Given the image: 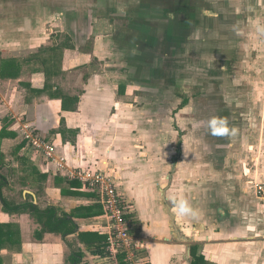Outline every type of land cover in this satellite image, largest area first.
<instances>
[{
    "label": "crops",
    "instance_id": "0c3cea01",
    "mask_svg": "<svg viewBox=\"0 0 264 264\" xmlns=\"http://www.w3.org/2000/svg\"><path fill=\"white\" fill-rule=\"evenodd\" d=\"M3 1L0 0V5L2 11H6L0 13V22L12 25L13 11H8L10 0L2 3L6 6H2ZM47 1L38 0L36 5L38 8L34 13H38L39 17L36 19L29 17V20L26 17L27 24L19 25L18 31L28 34L27 42L21 44L13 42L15 48L12 49L9 47L13 45L0 41V67L3 61H14L13 71L5 72L6 75L0 72V102L4 107V111L0 109V132L4 133L2 137L0 136V174L5 178V185L2 188L11 186L15 173L33 178L37 183L41 182L42 187H39L47 193L49 200L46 202L44 200V205L41 206L37 200V197L39 200L41 198L38 191L23 189L21 192L23 203L32 202L41 210L54 207L57 216L61 212L69 213L76 206L92 201L61 195L59 187L55 185L57 173L54 163L46 161L33 151L18 130L20 124H23L20 121L26 120L24 122H29L37 129L38 134L54 143L56 154L65 158L66 165L98 170L109 168L112 171L118 192L127 201L131 231L144 241L146 246L144 252L149 264H263L264 193H259L256 185L252 183L257 174L258 176L261 174L257 172L259 168L250 161V158L249 162L244 160L240 149L235 151L236 155L238 154L236 159L228 160L227 156L221 158L218 165L215 163L214 171L208 172L202 167L204 174L202 172L197 174L198 167L185 168L180 165L178 169L181 168L187 179L190 177L193 182L185 179L176 182L174 172L168 174L167 184L162 182L163 178L156 179L151 175L152 171L156 172L154 168L156 166L153 161L148 162V158L155 155H151L147 149V152L144 150L143 142L150 141L152 145L154 144L156 136L151 133L153 131L156 133L153 128L155 122L152 119H145L140 108L146 107L150 112L157 111V103L140 106L138 100L143 98L144 77H148L147 80L154 79V71L173 72L175 64L160 65L162 60L167 62V59L170 62L169 56L153 52L158 47H162V51L165 50V46L174 47L173 39L166 37L164 31L162 34L151 25L149 26L151 35L148 38L149 42H152L150 45H153L151 52L144 53L141 47L135 44L136 50L125 55L123 51L126 49L122 47L121 54L113 46L115 43L112 41L116 37L111 25H106L104 31L100 26L106 23L107 18L101 19L100 22L95 20V23L99 24L97 27H93L92 24L91 27L89 21V23L75 21L74 15L77 11L69 7L70 2L56 0V3L61 5L66 1V5L57 10L61 9L65 14L61 24L68 34L64 38L66 42H55V31L51 27L50 42H46L48 31L44 23L46 13L52 10H47ZM33 2L30 0L31 5ZM135 4L136 1L127 0L126 4H122L121 7L113 5L115 8L112 9L111 7L105 9V5H101L98 11L104 9L105 16L113 19L115 24L117 19L114 16L127 13V16L132 17L133 26L137 25L133 18L136 12L138 13ZM9 24L0 25V38L5 34L4 30L8 34ZM140 26L144 35L147 29L143 30L142 24ZM187 27L189 26H185ZM140 36L137 34L129 42H140ZM188 37L189 35H184L185 39L179 46L195 40L187 39ZM206 43H214L213 50L224 45L223 42ZM49 45V50L55 55L67 50L72 55L62 59L59 64L54 53L47 54ZM229 46L233 49V45L229 43L227 47ZM34 52H38V56ZM205 52L203 49L201 54ZM231 52L236 53V56L231 55V60L226 64L240 61L237 52ZM16 54H24V58L20 60ZM36 58L40 65L31 70L30 65ZM188 59L184 63L185 66L190 63V57ZM19 61H22L24 68L27 66L29 78L39 75L40 78L49 79V82L32 88L31 86L35 84L26 80L27 82L23 84L30 89L26 90L24 86L19 88L18 83L22 79L20 75L22 66ZM222 62L221 56H217V63ZM63 63H67L68 66L64 68ZM69 77L73 79L68 83L66 80ZM127 79L131 80L130 83L126 82ZM74 98L75 102L72 101ZM63 99L65 109L62 108ZM186 104L187 100L183 99L180 107L184 108ZM235 107L239 110L253 111L259 106L255 98L250 97L249 102L235 103ZM262 109L264 110V102ZM224 119L223 116L217 117L219 127L223 125ZM248 121L239 116L234 118L232 115L227 124L228 128L223 126L220 134L232 140L235 134L242 135L246 129L247 133L253 134L254 129L250 132ZM229 139L227 140L230 141ZM227 152L230 153L228 149ZM176 157L173 156L171 160L172 167L177 166L180 161ZM146 161L147 163H144ZM11 162L13 164H10ZM232 163H235L233 168L230 166ZM22 182L26 183L24 180ZM45 185L47 187H44ZM0 195L8 203L11 201L2 189ZM1 196L0 223L12 224L20 231L19 245H7L0 250V258L4 259L2 264H124L121 256H118L115 263L108 257L105 249V255L99 253L95 236L87 234L80 238L82 233L96 232L102 237L101 242L106 244L107 235L103 228L101 229L106 224L104 215L87 219L74 218L77 229L73 233L66 235L41 233L39 221L30 216V212L5 210ZM96 198L98 200L97 196ZM9 206L13 205L9 203ZM23 212H27L25 221L29 224H26V227L15 219ZM36 231L40 232V235ZM74 254L78 255L76 262L72 260L75 258H72ZM260 259L263 263H259Z\"/></svg>",
    "mask_w": 264,
    "mask_h": 264
},
{
    "label": "rangeland",
    "instance_id": "374dc122",
    "mask_svg": "<svg viewBox=\"0 0 264 264\" xmlns=\"http://www.w3.org/2000/svg\"><path fill=\"white\" fill-rule=\"evenodd\" d=\"M5 1L1 2V4ZM31 1H34L32 5L30 4V0H10L8 11H13L11 16L12 25L3 22H0V25L7 26L6 24H9V30L13 31L8 30V34H6L7 31L4 30L5 34L0 38L1 42H7L9 45H13V42L15 44L27 42L28 37L26 38V36L28 34H23L18 29L20 28V24H27V18L29 20V17H34L35 19L39 17L38 13H34L35 9L38 8L36 6L38 0ZM66 1L70 2L69 7L71 9L77 11L74 15L75 21L90 22L91 27L92 24H94L93 27H97L101 19L107 18L106 23L100 26L102 27V31H104L106 25H111V30L114 31V37H116L113 38L114 41L112 42L113 44L115 43L113 46L121 54V48L125 47L126 50L123 51V54L129 55L131 51L136 50L135 44L137 47H141L140 49L144 53L151 52L153 45L151 46L152 42L148 40L151 35V29L149 28L151 25L160 30L161 33L164 31L166 37L174 41V47L165 46L164 51L161 50L162 47L153 50V52L159 55L163 53L169 56L170 62L167 59V62L162 60L160 65L175 64L173 72L167 70L165 73L168 75H165L163 71H154V79L147 80L146 78L148 77H144V80H142L143 98L138 100L140 106H144L145 104H150L148 106H151L157 103V111L150 112L146 107L140 108L145 119H152L155 122L153 128L156 133L154 131L151 133L156 136L154 144L152 145L150 141L143 142L144 150L146 151L147 149L151 152V155H155L153 158H148V162L153 161L156 166L154 167L156 168V172H151L153 178H163L162 182L167 184L166 178L168 174L174 172L176 182L182 179L193 182L190 177L187 179V175L181 168H178L182 165L185 168L195 166L198 167L197 174L199 172L204 174L202 167L206 168L208 172L214 171L215 163L218 165L221 158L224 159L227 156L228 160L229 158L236 159L238 155H236V152L240 149L244 160L249 162L250 158V161L255 166H258L257 172L262 175L258 176L257 174L256 179L252 183L254 185L260 184L264 189V181H262L264 177V138L261 137H264V110L262 109V103L264 102V0H134V2L136 1L135 5H137L138 13L136 12V16H133L137 21V25L133 24V26H131L133 23L132 17L127 16V13L124 14L125 16L123 14L114 16L117 19V23L115 24L113 19L105 16L106 12H104V9L98 11L101 5H105V9L108 7L112 9L113 5L121 7L122 4H126L127 0ZM65 2H62L61 5L56 3V0L47 1V10H52L50 13H46V23H44L45 26L47 25L48 31L46 42H50L51 35L49 34V30L51 27L55 31V42H66L64 38L68 33L64 27L62 28L61 24L62 18H65V14L61 9L57 10L61 6L66 5ZM2 6H6V4H2ZM5 11H2L0 5V13ZM95 20L98 22L95 23ZM18 21L21 23H18ZM141 24L143 30L147 29L146 31H148H144V35H142V31L140 30ZM185 26H191V29L189 30V27H187V30ZM99 30L101 31L100 28ZM16 32L20 33L16 34ZM137 34L141 35V41L129 42ZM184 35H189L187 39L195 40L179 46V43L185 39L183 38ZM31 38L32 36H30ZM196 40L198 42H195ZM33 41L31 39V42ZM206 42H223L224 45H222V48L217 47V50H213L212 46L214 47V43ZM229 43L233 45V49L230 46L227 47ZM47 47V54L54 53L49 50L50 45ZM9 48L13 49L15 45ZM203 49L206 52L201 54ZM231 51L237 52L240 61H232L226 64L227 61L231 60V55L236 56V53L232 54ZM38 52H34V54L38 56ZM12 54L14 53L12 52ZM200 54L201 56L196 60ZM16 55L20 57H18L20 60L24 58V54ZM70 55L72 53L68 50L62 54L55 55L54 53V57L59 64L62 59L69 58ZM217 56H221L222 63H217ZM188 57H190V63L185 66L184 63L189 60ZM19 63L22 66L20 73L22 79L18 83L19 88L24 86L26 90L30 89L23 84L27 82L26 80L35 84L31 86L32 88H38L37 85L49 82V79L45 77L40 78L39 75L32 79L29 78L27 66L24 68L22 61H19ZM39 65V60L36 58L32 62V65H30V68L32 70L34 67L38 68ZM63 65L64 68L68 66L67 63H63ZM147 70L149 73L150 67ZM72 79L73 77H69L66 81L69 83ZM130 81L127 79L126 82L130 83ZM150 82H153V84ZM237 91L238 93H236ZM250 97L255 98V101L258 102L259 107L256 110H239L235 107V103L245 104L246 101L249 102ZM183 99L187 100V104L184 108H181L180 105ZM233 103L234 107H232ZM3 108V104L0 102V109ZM149 113L154 115L152 116ZM232 115L234 118L239 116L245 121L249 120L247 123L249 124V128H251L250 132L254 129L253 134L247 133L246 129L242 132V135L235 134L233 140L232 138L229 139L230 137H223L220 134V130L224 129L223 126L228 128L227 124L231 120ZM222 116L225 119L223 125L219 127L216 119ZM24 121L21 120L20 122H23V124L29 123ZM30 126L33 128L32 125ZM21 128L20 124L18 130L23 138ZM33 129L38 134L37 129ZM215 129L217 130L215 131ZM224 134H226V130H224ZM38 135L41 136L40 134ZM210 137L214 139H210ZM237 139L239 140L237 141ZM227 149L230 153L227 152ZM178 150L180 153H178ZM56 155L57 157H61L60 154ZM173 156H177L176 159L181 161L174 167L171 164ZM252 158L254 159L252 160ZM144 163H147V161ZM235 163L230 164V166L233 168ZM10 164L13 163L11 162ZM199 165L201 167L200 171ZM18 167H20V164ZM102 169H105L107 174L112 179H115L109 168ZM56 175L63 176L59 173ZM13 178L9 188L6 186L2 188V191L7 193L6 196L11 199L9 202L11 205L15 206L23 203L24 200H22L23 196L21 194L23 189H26V191H33L35 189L38 191V196L40 195L41 198L39 200L37 197V200L41 206L44 205V200L45 202L49 200L50 197L41 188V182L37 183L33 178L24 177L20 173H15ZM23 180L26 183H23ZM40 181L44 180L40 179ZM44 187H47V185ZM27 196L30 197L28 194ZM23 213L18 215L19 218L15 217V219L25 226L29 223L25 221L27 212ZM62 214L61 212L58 215ZM30 216L33 215L30 213ZM30 231H32V228ZM2 260L4 261L3 258ZM259 263H263V261L260 259Z\"/></svg>",
    "mask_w": 264,
    "mask_h": 264
},
{
    "label": "built area",
    "instance_id": "2783aa9c",
    "mask_svg": "<svg viewBox=\"0 0 264 264\" xmlns=\"http://www.w3.org/2000/svg\"><path fill=\"white\" fill-rule=\"evenodd\" d=\"M22 126L23 139L28 145L46 161L53 162L56 173L67 179L79 181L82 187L96 194L98 202L104 209L106 224L101 227L106 232L105 250L108 257L116 263L118 256L124 264H149L145 255V243L133 235L131 220L128 216V205L116 183L105 170L86 169L68 166L65 158L57 157L55 145L52 141L39 136L29 123ZM259 193H264L260 184H256Z\"/></svg>",
    "mask_w": 264,
    "mask_h": 264
},
{
    "label": "trees",
    "instance_id": "16d2710c",
    "mask_svg": "<svg viewBox=\"0 0 264 264\" xmlns=\"http://www.w3.org/2000/svg\"><path fill=\"white\" fill-rule=\"evenodd\" d=\"M14 69V61L7 60L1 63L0 72L2 75H6L13 71ZM45 87H48L45 85ZM76 98L72 101L75 102ZM70 105V104H69ZM65 102L64 99L62 101V108L65 109ZM3 131L0 132V136H3ZM5 185V178L0 174V192L2 186ZM55 185L59 187L60 192L62 195L65 196H73V197H81L85 199L92 200L90 203L87 204H80L73 208L69 213H63L61 216H57L54 207H47L46 209L41 210L37 206H35L32 202L30 203H23L20 205H15L10 207L8 202L1 196V201L3 207L7 211H28L30 212L40 223L41 229L40 232H53V233H60L62 235H66L69 233H73L77 229V225L74 218H81L87 219L92 218L95 216H101L104 214L103 206L100 202H98L95 193L89 192L85 190L81 183L76 180L67 179L64 176L57 175L55 177ZM37 232V231H36ZM40 232H37L40 235ZM92 235L97 238V251L99 253L102 252L105 255V242L102 243V237L96 232H88L80 234L81 237H85V235ZM20 231L12 224L8 223H0V250L5 246H14L20 244ZM106 241V239H105ZM95 251V250H94ZM75 257V258H74ZM72 260L78 259V255H72ZM76 262V260H75ZM0 264H2V259L0 258ZM122 264V263H121Z\"/></svg>",
    "mask_w": 264,
    "mask_h": 264
}]
</instances>
